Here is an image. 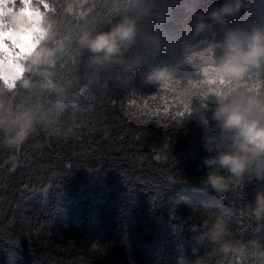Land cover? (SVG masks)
Wrapping results in <instances>:
<instances>
[{
	"label": "trees",
	"instance_id": "trees-1",
	"mask_svg": "<svg viewBox=\"0 0 264 264\" xmlns=\"http://www.w3.org/2000/svg\"><path fill=\"white\" fill-rule=\"evenodd\" d=\"M64 2L32 0L29 8L47 11L68 35L85 21L66 17ZM108 3L87 0L86 21L102 23ZM182 17L168 27L179 31ZM70 53L56 82L75 81L78 99L57 106L45 93L49 125L19 148L0 147V264H177L181 252L207 264H264L253 256L264 231L247 213L264 181L246 177L223 197L203 190L213 153L198 114L141 73L106 70L95 81L88 53ZM208 214L231 221L239 252L221 256L199 241Z\"/></svg>",
	"mask_w": 264,
	"mask_h": 264
},
{
	"label": "clouds",
	"instance_id": "clouds-1",
	"mask_svg": "<svg viewBox=\"0 0 264 264\" xmlns=\"http://www.w3.org/2000/svg\"><path fill=\"white\" fill-rule=\"evenodd\" d=\"M86 3L65 0L63 14L85 21L68 35L57 31L47 11H29L19 0L0 4V31L33 38L14 87L0 80V147L19 148L49 125L45 93L56 97L57 106L78 99L71 92L75 81L56 82L58 63L75 48L88 53L93 80L106 70L141 73L189 115L198 114L205 147L213 153L204 161L203 190L223 197L246 177L264 181V3L221 0L200 8L201 0H109L102 23L86 21L92 12ZM178 12L183 17L174 31L168 26L177 22ZM242 12L244 21L232 24ZM247 213L256 233L264 231V186L255 191ZM198 239L221 256L241 250L223 215L208 214ZM253 256L264 260V244H254ZM177 264L207 260L181 252Z\"/></svg>",
	"mask_w": 264,
	"mask_h": 264
},
{
	"label": "rangeland",
	"instance_id": "rangeland-1",
	"mask_svg": "<svg viewBox=\"0 0 264 264\" xmlns=\"http://www.w3.org/2000/svg\"><path fill=\"white\" fill-rule=\"evenodd\" d=\"M32 0H19V3L32 11ZM16 4L17 0H0V4ZM33 46V38L18 39L11 31H0V79L12 88L23 72V61L27 50Z\"/></svg>",
	"mask_w": 264,
	"mask_h": 264
}]
</instances>
